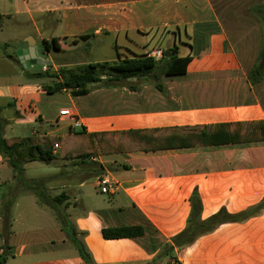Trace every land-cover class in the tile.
<instances>
[{
  "label": "crops",
  "instance_id": "1",
  "mask_svg": "<svg viewBox=\"0 0 264 264\" xmlns=\"http://www.w3.org/2000/svg\"><path fill=\"white\" fill-rule=\"evenodd\" d=\"M263 4L264 0H0V20L20 27L31 24L36 36L30 38L40 53L39 41L45 48L44 41L57 39L59 51L67 53L112 37L122 59L175 45L180 56L192 57L184 75L167 76L157 69L148 78L128 79L131 85L98 87L85 98L63 90L69 102L57 106L46 99L52 95L46 90L50 85L37 81L36 65L27 61L24 68L19 58L0 49V120L6 138L136 131L144 132L147 147L74 165L56 156L52 164L61 171L41 177L53 178L48 188L61 190L55 196L68 195L57 208L66 218L64 225L27 191L5 209L8 189H15L17 180L0 154V254L7 255L5 264H86L73 238L85 245L94 264H264V140L253 125L264 122V81L251 80L264 48V25L254 8ZM133 34L148 37L142 54L128 47L136 43ZM82 36L91 38L81 41ZM75 39L78 43L73 45ZM120 44L129 54L120 52ZM45 53L52 63L43 66V73L89 64H56L50 51ZM13 76L24 79L9 82ZM10 109L16 116L2 118ZM64 110L76 115L81 128H72V120L62 116ZM25 126L30 127L29 136H8L9 130ZM105 174L119 184L114 195L100 192L98 179ZM195 193L203 221L222 210L251 216L222 224L172 256L158 259L164 246L186 229ZM121 228H140L142 234L103 236L104 230Z\"/></svg>",
  "mask_w": 264,
  "mask_h": 264
},
{
  "label": "trees",
  "instance_id": "2",
  "mask_svg": "<svg viewBox=\"0 0 264 264\" xmlns=\"http://www.w3.org/2000/svg\"><path fill=\"white\" fill-rule=\"evenodd\" d=\"M255 13L260 17L264 25V4L254 8ZM163 32V31H162ZM167 33L176 34V31L168 30ZM90 36L79 37L81 41H87ZM78 39L73 41V45L78 43ZM45 48L59 50L57 39L51 42L44 41ZM171 56H164L161 61H155L145 55H134L122 59L118 54V61L89 63L78 65L73 68L62 67L58 73L44 74L50 78L57 79L55 86L47 87L49 94L71 90L73 96H85L90 90V85L103 84L106 87L116 84L131 85L128 79H144L150 77L157 69H162L164 75L180 76L187 72L190 64L191 55L180 56L179 48L175 45L167 49ZM44 74H37L36 77H42ZM253 83L264 81V48L260 55L259 62L251 73ZM258 128L263 136L259 138L264 140V122L253 124ZM144 132H102L87 135L84 130L71 131L69 135L61 138L57 135L50 136H29L27 138H6L5 124L0 120V154L7 161L14 172V179L17 187L9 191L6 196L5 209L10 210L17 196L23 192L32 193L40 205L50 208L54 211L57 220L61 225L66 223V218L57 208L68 200V195L62 193L56 197H50L45 191V181H27L24 178L26 171L25 165L30 162H43L50 164L57 159L53 150L56 144H60L59 156L62 160L83 163L99 155L117 154L133 152L137 150H146L144 142ZM260 208V207H259ZM201 201L199 195L195 193L192 198V212L188 220L186 229L173 238L171 243L164 246L158 259L170 257L175 250H181L192 245L200 237L207 235L217 229L220 225L227 222H240L249 218L251 213L229 215L222 210L218 214L206 221L201 220ZM142 234L140 228H121L115 230H104L103 236L106 239H118L125 237H134ZM74 244L79 255L86 264H94L91 254L85 245L76 238H73ZM7 260L6 253L0 254V264H5Z\"/></svg>",
  "mask_w": 264,
  "mask_h": 264
},
{
  "label": "rangeland",
  "instance_id": "3",
  "mask_svg": "<svg viewBox=\"0 0 264 264\" xmlns=\"http://www.w3.org/2000/svg\"><path fill=\"white\" fill-rule=\"evenodd\" d=\"M42 27V26H41ZM45 32V31H44ZM47 31L45 32L46 35ZM26 34H30L29 37H25ZM31 36H36V30L31 24H26L23 26H18L15 24L13 21H7V20H0V49L5 53L10 56H14L17 59V50L19 47ZM123 38H121V42L123 43ZM132 39L135 40L136 43H129L128 47H130L134 52L138 54H142L144 52V47L147 46L148 43V37L147 36H139L137 34L132 35ZM90 41L87 45L81 47L78 49L76 52H62L61 50H55L53 47L50 50V55L53 57L55 60L56 64H62L63 62L67 63H73L75 64L76 62L78 63H102V62H110L113 60H117V53L114 48V39L112 37H105L102 40H98L95 43H91ZM124 44V43H123ZM120 44L122 48L120 49V52L123 54H129L125 50V46ZM38 47L41 48V54H44L46 49L42 46V42H38ZM181 50L184 52H187V48L180 46ZM166 49V46H164ZM62 62V63H58ZM9 65V64H7ZM22 66V65H21ZM24 67V65H23ZM77 67V66H76ZM25 68V67H24ZM43 65H36L34 71L37 72V74H44L42 72ZM62 68V67H61ZM60 68V69H61ZM64 68H67L64 67ZM8 70L11 73L12 69L8 66ZM1 71H4V67H1ZM24 78H21L19 76H13V77H8L7 80L12 83H18L22 81ZM37 81L49 84L50 86H55L57 79L50 78L46 76L45 74L42 77L36 78ZM120 86L121 84H116L114 86ZM113 86V87H114ZM90 92L96 90L98 87H105L103 84H93L88 86ZM112 87V86H109ZM80 98H85V96H77ZM46 99L49 101H54V104L57 106L59 104H66L69 102V95L64 93V92H56L55 94L52 95H47ZM54 105V107L56 106ZM26 116L25 114H23ZM14 110L10 109L7 112L4 113L2 118L6 120H12L15 117ZM65 123H61L60 127H64ZM31 134L30 127L25 126V127H19L15 129L13 132L9 130L8 136L10 135H16V136H29ZM60 152V150H59ZM77 162H71L70 165H74ZM59 172L57 166L55 164H47L43 162H32L27 165L26 171L24 173V178L27 181H45V191L50 197H56L55 194L61 193V190L54 191L50 190L48 186L53 183H49L53 180V178L49 177H41L44 175H49L52 174L53 172ZM63 172H60V174ZM4 175L0 176V189L3 185V177ZM54 182V181H52ZM1 191V190H0ZM10 190L8 189V192ZM0 198L2 199L1 193H0ZM48 211H50L48 209ZM54 212V211H53Z\"/></svg>",
  "mask_w": 264,
  "mask_h": 264
},
{
  "label": "built area",
  "instance_id": "4",
  "mask_svg": "<svg viewBox=\"0 0 264 264\" xmlns=\"http://www.w3.org/2000/svg\"><path fill=\"white\" fill-rule=\"evenodd\" d=\"M164 56H165V51L161 48H155L148 52V57L152 58L155 61H161ZM62 116H67L69 119L72 120L73 129L81 128V123L78 121L76 115L71 110H64L62 112ZM60 149H61L60 144H56L53 150L54 155L58 156ZM98 187L100 189V192L105 195H114L119 190V184L114 183L111 180L109 174H105L99 177ZM171 264H176V263L172 261Z\"/></svg>",
  "mask_w": 264,
  "mask_h": 264
},
{
  "label": "water",
  "instance_id": "5",
  "mask_svg": "<svg viewBox=\"0 0 264 264\" xmlns=\"http://www.w3.org/2000/svg\"><path fill=\"white\" fill-rule=\"evenodd\" d=\"M45 52H49L47 48H45ZM46 54V53H45ZM17 56L19 58V61L24 65V67H27V64L32 63L33 65H43V66H50L51 61L48 57H45V55H42L40 53L39 49H36L34 46L33 39L29 38L27 39L20 47L17 52ZM165 56L170 57L171 54L168 50L165 51ZM28 61V63H26ZM136 79V78H133ZM129 80H132L131 78Z\"/></svg>",
  "mask_w": 264,
  "mask_h": 264
},
{
  "label": "flooded vegetation",
  "instance_id": "6",
  "mask_svg": "<svg viewBox=\"0 0 264 264\" xmlns=\"http://www.w3.org/2000/svg\"><path fill=\"white\" fill-rule=\"evenodd\" d=\"M19 50V49H18ZM18 50H17V52H18ZM17 56V55H16ZM17 58H18V56H17Z\"/></svg>",
  "mask_w": 264,
  "mask_h": 264
}]
</instances>
